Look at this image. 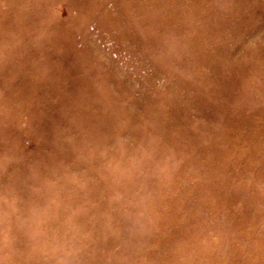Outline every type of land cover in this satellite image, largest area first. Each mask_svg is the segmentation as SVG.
Masks as SVG:
<instances>
[{"label": "rangeland", "instance_id": "374dc122", "mask_svg": "<svg viewBox=\"0 0 264 264\" xmlns=\"http://www.w3.org/2000/svg\"><path fill=\"white\" fill-rule=\"evenodd\" d=\"M119 137L172 177L145 264H264V0H0V163Z\"/></svg>", "mask_w": 264, "mask_h": 264}, {"label": "clouds", "instance_id": "9594fccd", "mask_svg": "<svg viewBox=\"0 0 264 264\" xmlns=\"http://www.w3.org/2000/svg\"><path fill=\"white\" fill-rule=\"evenodd\" d=\"M74 154L73 162H8L24 171L0 163V264H145L150 182L172 179L156 139L119 137L88 156Z\"/></svg>", "mask_w": 264, "mask_h": 264}]
</instances>
